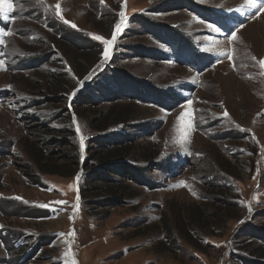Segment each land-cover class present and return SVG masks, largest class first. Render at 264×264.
Segmentation results:
<instances>
[{
	"label": "rangeland",
	"instance_id": "obj_1",
	"mask_svg": "<svg viewBox=\"0 0 264 264\" xmlns=\"http://www.w3.org/2000/svg\"><path fill=\"white\" fill-rule=\"evenodd\" d=\"M189 1L209 13L175 0L0 4V264H248L253 250L264 253L249 234L264 233V0ZM88 42L96 61L79 78L63 45ZM58 75L73 87L55 96ZM114 107L132 127L93 131L91 120ZM39 136L56 140L47 152L59 165L76 152L73 177L35 168L26 144ZM93 139L154 146L152 164L138 163L150 167L145 185L112 175L131 195L115 198L113 182L89 193L102 169L90 161ZM199 207L196 248L175 217Z\"/></svg>",
	"mask_w": 264,
	"mask_h": 264
},
{
	"label": "trees",
	"instance_id": "obj_2",
	"mask_svg": "<svg viewBox=\"0 0 264 264\" xmlns=\"http://www.w3.org/2000/svg\"><path fill=\"white\" fill-rule=\"evenodd\" d=\"M189 4L191 6L188 9L191 12H194L198 15L203 16V15L208 14L210 11L205 8H200L199 6H197L198 5L197 3L193 1L190 2L189 0H175L174 6L178 5V7H180L183 5L187 6ZM210 13L211 15H214V12H210ZM84 39L86 40V38ZM86 41H89V40H86ZM63 47L65 48V51L67 52L66 57L68 58L71 65L73 66V73H75L76 77L84 78V75L86 74V72L90 70V67L93 66L96 61V58L93 56L94 54L93 53L91 54L87 51V49L92 48L91 43L88 44V47L85 46L84 49L83 48L79 49L77 47L75 48L73 44L72 45L67 44L66 46L63 45ZM185 47H187V49L191 53H193L195 56H199L195 52V50L192 49L191 45L185 44V46L181 47V49H184ZM48 58H50V56L46 55L45 60ZM69 86L73 87L72 84H70V82L68 83L64 81L63 75H58V77L50 78L49 80L50 90L52 91L54 88V91L57 92L55 96L61 93V90L63 89V87L70 88ZM55 101H58V100L56 99ZM85 104L90 105V102H87ZM131 120L132 118L130 117L128 110H123V109L114 107V108H110L109 111L105 113V115H102L101 117L97 119L91 120L90 127L93 129V131L104 133L107 130H109L112 126L118 127L116 126V124L120 122L122 123L121 125L123 126V128H125L126 126L132 127V125L129 123V121ZM138 129L140 130L139 127ZM51 139L53 140H48V139H45L43 136H39V137H36L35 142H30L26 144V150L28 153H30L29 155H30V159H32V163L35 164L36 166L35 168H37L39 172H41L42 174L43 173L57 174L64 178L73 177L74 171H75L74 167L78 165V161H77L78 157L77 155H74L76 154V152L68 151L64 158L66 159V162H63L65 163L64 166L59 165L57 163V160L54 159V152H50V153L47 152V149H49L48 147L52 143H54V141H56L52 137ZM98 140L99 139H93L91 141L92 145L98 146L97 148L98 150L94 151L95 153L93 154L90 161L92 162L93 160L96 159L98 164H96L95 167H97V169H101V168L102 169L100 171L97 170L96 172H93L90 175L91 180L90 181L89 179L87 180L88 183H87L86 189L88 188L89 193H94L95 191H99V189L103 190L104 189L103 187H105L107 183L113 182L111 183L112 184L111 186H113V188L116 186L114 189L115 191H117L115 198L119 199L121 197L120 195L122 194L131 195L130 186L127 184H123L122 182L120 183L116 182V180L112 179V175L121 177L122 179H126V180L131 179L132 181H134L135 184L145 185V183L141 181V178L145 179L144 174L150 171V167L145 168L142 165H138V163L140 161H144L145 164H152V161L155 160L156 154H157V151L154 148V146L153 147L150 146L151 148H148L144 152H141L139 149L136 150L132 142L127 144V146L122 147V146H117V144L113 140H109V142L107 141L103 142L102 140L101 141L100 140L98 141ZM103 167H107L106 169L108 170H105V168ZM35 168H33L32 164L25 165L24 175L27 178H29L31 181L37 182L39 174L38 172H32V171H36ZM139 178L141 182L138 180ZM126 180H123V181H126ZM95 182H100V188H98L96 184H94ZM118 186L119 187L122 186L121 190H119L120 188ZM225 200H226L225 198H220L219 200L215 199L213 200V203L215 205L226 206ZM205 211L202 210L201 207H199V208L193 209L191 212L190 210H188V216H182V215L180 216L177 214L175 217L176 226L177 225L181 226L180 230L183 231L184 233L183 235L189 244L191 243L194 244L195 242L198 243L200 234L198 230L196 229V226L199 224V222L202 223L203 221H205L202 217L206 214ZM210 215H212V217L219 218V216L216 213H212ZM201 217L203 220L201 219ZM166 233L168 236L172 234L171 229L168 225H167ZM249 234L250 236L252 235L256 239H260V240L262 239L264 242V233L258 232L256 228L249 230ZM194 246L197 248L196 243ZM262 254L264 253L261 252V250H256V251L253 250L249 254V258L245 259V261L248 262V264L253 263V261H257L258 259L262 261L264 260V256H262Z\"/></svg>",
	"mask_w": 264,
	"mask_h": 264
},
{
	"label": "snow or ice",
	"instance_id": "obj_3",
	"mask_svg": "<svg viewBox=\"0 0 264 264\" xmlns=\"http://www.w3.org/2000/svg\"><path fill=\"white\" fill-rule=\"evenodd\" d=\"M4 0H0V4H3ZM10 6V5H9ZM249 7H254V8H259V5L256 3V0H248V5ZM57 8H59V5H57ZM121 15H123V13H121ZM117 28H120V25H117ZM96 39H102V37H95ZM233 38H235V36L233 35ZM113 39H115V37H113ZM105 43H110V42H105ZM255 59V58H254ZM260 65L262 67H264V60H260L259 61ZM226 114V113H225Z\"/></svg>",
	"mask_w": 264,
	"mask_h": 264
}]
</instances>
